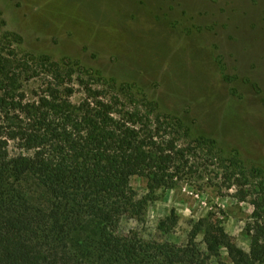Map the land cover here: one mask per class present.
I'll return each instance as SVG.
<instances>
[{
	"label": "rangeland",
	"instance_id": "374dc122",
	"mask_svg": "<svg viewBox=\"0 0 264 264\" xmlns=\"http://www.w3.org/2000/svg\"><path fill=\"white\" fill-rule=\"evenodd\" d=\"M41 56L70 65L76 87L82 79L125 104L150 102L173 123L188 165L119 233L183 245L211 213L248 251L254 203L264 216V0H0V69L42 72ZM18 81L29 100L45 87L43 74ZM130 183L147 193L144 178ZM172 212L175 225L161 231ZM220 260L231 264L224 249Z\"/></svg>",
	"mask_w": 264,
	"mask_h": 264
},
{
	"label": "trees",
	"instance_id": "16d2710c",
	"mask_svg": "<svg viewBox=\"0 0 264 264\" xmlns=\"http://www.w3.org/2000/svg\"><path fill=\"white\" fill-rule=\"evenodd\" d=\"M36 59L42 72L16 73L10 60L3 62L12 72L0 69V264H223L222 249L231 264H264L258 203L248 251L211 213L194 221L183 245L119 233L123 217L141 220L155 190L173 188L188 165L168 132L173 123L150 102L125 104L82 79L76 87L70 65ZM40 74L45 87L35 99L17 92L21 75ZM11 142L18 153H10ZM132 177L146 180L145 195ZM175 223L172 212L158 227L168 232Z\"/></svg>",
	"mask_w": 264,
	"mask_h": 264
}]
</instances>
